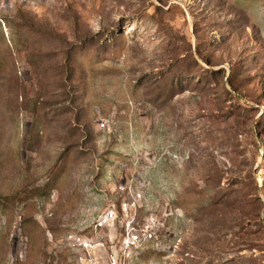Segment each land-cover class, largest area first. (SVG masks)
I'll return each mask as SVG.
<instances>
[{
  "label": "rangeland",
  "instance_id": "obj_1",
  "mask_svg": "<svg viewBox=\"0 0 264 264\" xmlns=\"http://www.w3.org/2000/svg\"><path fill=\"white\" fill-rule=\"evenodd\" d=\"M124 229L128 264H264V0H0V264Z\"/></svg>",
  "mask_w": 264,
  "mask_h": 264
},
{
  "label": "built area",
  "instance_id": "obj_2",
  "mask_svg": "<svg viewBox=\"0 0 264 264\" xmlns=\"http://www.w3.org/2000/svg\"><path fill=\"white\" fill-rule=\"evenodd\" d=\"M127 205H122V210L126 211ZM115 213L113 211L106 212L100 220L97 222L96 227H103L108 225L115 219ZM97 230V229H95ZM102 230V229H99ZM143 238H152L151 232L147 229L144 230ZM140 237L136 229H124L123 236L120 238L119 246L122 250L121 257L116 251L111 250L105 258L100 256L99 251L104 248L102 243H94L91 237L84 234L70 233L65 237V247L69 248L73 252H77L80 255L77 258V264H128L127 258L130 255V251L140 247ZM113 243V241H112ZM115 245H111L113 248Z\"/></svg>",
  "mask_w": 264,
  "mask_h": 264
}]
</instances>
